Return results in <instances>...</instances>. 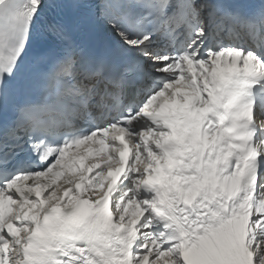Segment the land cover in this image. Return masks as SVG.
I'll return each mask as SVG.
<instances>
[{
    "label": "snow or ice",
    "instance_id": "obj_1",
    "mask_svg": "<svg viewBox=\"0 0 264 264\" xmlns=\"http://www.w3.org/2000/svg\"><path fill=\"white\" fill-rule=\"evenodd\" d=\"M0 264H264V0H0Z\"/></svg>",
    "mask_w": 264,
    "mask_h": 264
}]
</instances>
